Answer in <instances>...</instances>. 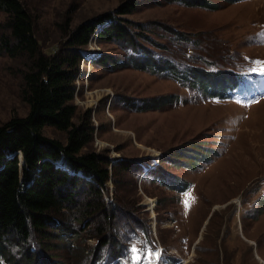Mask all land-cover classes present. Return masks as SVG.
I'll return each instance as SVG.
<instances>
[{
    "label": "rangeland",
    "instance_id": "1",
    "mask_svg": "<svg viewBox=\"0 0 264 264\" xmlns=\"http://www.w3.org/2000/svg\"><path fill=\"white\" fill-rule=\"evenodd\" d=\"M22 1L35 17L44 50L52 53L64 40L67 19L74 28L116 13L127 0ZM186 1L137 0L135 10L123 18L134 41L154 52L156 60L187 65V81L180 79L181 67L175 77L132 63L126 41L97 36L83 49V55L88 48L98 52L97 60L82 58L74 95L78 117L90 112L95 127L89 148L112 159L145 160L144 166L160 162L190 184L180 193L155 181V173L143 176L139 169L137 176L126 175L120 190L137 203V210L128 218L131 226H119L122 241L130 246L128 258L112 262L264 264V96L250 99L240 87L235 91L209 83L202 85L203 92L189 84L193 75L212 68L264 78V0ZM204 1L210 7L200 4ZM5 21L0 10V35ZM21 61L0 53V124L29 110L21 96ZM222 91L234 97H217ZM152 100L159 104L143 110L134 105ZM46 134L65 138L53 128ZM108 186L105 196L113 201L117 184L110 180ZM71 236L54 238L49 250L34 240L31 245L38 248L39 259L51 254L62 264L111 262H104L111 248L100 251L94 239ZM10 250L22 257L20 246ZM96 251L101 261L93 262ZM0 264L9 263L0 257Z\"/></svg>",
    "mask_w": 264,
    "mask_h": 264
},
{
    "label": "trees",
    "instance_id": "2",
    "mask_svg": "<svg viewBox=\"0 0 264 264\" xmlns=\"http://www.w3.org/2000/svg\"><path fill=\"white\" fill-rule=\"evenodd\" d=\"M136 1L127 0L116 13H106L74 28L70 26L71 19H67L63 42L55 52L48 53L37 35L29 6L22 0H0V10L6 13L0 53L23 60L19 70L21 96L29 105L26 115H14L0 124V257L9 264H62L52 261L51 254L39 259L38 248L32 247L31 241L49 250L54 247L51 240L68 233H72L71 238L94 239L97 250L111 248L106 263L108 260L109 264L113 263L119 257L128 258L130 246L122 241L119 226H131L128 218L137 210V203L120 190L127 182L125 176H137L139 173L135 171L140 169L143 176L155 173V181L180 193L188 188L187 182L169 174L160 167V162L154 167L144 166L145 160L112 159L91 150L95 128L91 114L78 117L74 103L83 49L106 20L109 22L99 28L100 40L126 41L133 51L132 63L152 72L170 69L179 74L169 59L156 60L154 52L134 41L123 16L135 10ZM186 4L191 3L188 0ZM200 4L210 7L207 1ZM98 60L104 64L107 58ZM121 62L117 59L115 65ZM202 70L206 73L196 76V80H201L203 85H232L238 76L237 72L226 73L215 68ZM158 104L152 100L145 105H134L143 110ZM76 118L80 120L78 123ZM47 128L63 132L65 138L50 137ZM110 180L117 184L113 201L105 196L110 192ZM137 222L144 225L139 219ZM13 244L23 248L21 258L11 252ZM95 253L93 262L101 261L99 253Z\"/></svg>",
    "mask_w": 264,
    "mask_h": 264
},
{
    "label": "built area",
    "instance_id": "3",
    "mask_svg": "<svg viewBox=\"0 0 264 264\" xmlns=\"http://www.w3.org/2000/svg\"><path fill=\"white\" fill-rule=\"evenodd\" d=\"M109 21L108 20H106L103 24H100L99 25V27H98V29H97V31H96V33L95 34H93V36L92 37H97V36H99V32H100V30H99V28H101L103 25H105V24H107ZM91 40H92V38H91ZM87 50H89L90 52H87L86 54L84 53V58H83V60H86V59H89L90 61H92V60H94V59H96L97 58V51H95V49H93V48H88ZM86 50V51H87ZM90 55V56H89ZM161 72H163V73H170V74H173L172 73V70H170V69H168V70H165V71H161Z\"/></svg>",
    "mask_w": 264,
    "mask_h": 264
},
{
    "label": "snow or ice",
    "instance_id": "4",
    "mask_svg": "<svg viewBox=\"0 0 264 264\" xmlns=\"http://www.w3.org/2000/svg\"><path fill=\"white\" fill-rule=\"evenodd\" d=\"M184 203H185V207L187 208V207H188V202H187V200H185ZM132 251H133V253H135L136 249L133 248ZM133 258L136 259L137 257L134 256Z\"/></svg>",
    "mask_w": 264,
    "mask_h": 264
},
{
    "label": "water",
    "instance_id": "5",
    "mask_svg": "<svg viewBox=\"0 0 264 264\" xmlns=\"http://www.w3.org/2000/svg\"><path fill=\"white\" fill-rule=\"evenodd\" d=\"M21 158H23V156H21Z\"/></svg>",
    "mask_w": 264,
    "mask_h": 264
}]
</instances>
